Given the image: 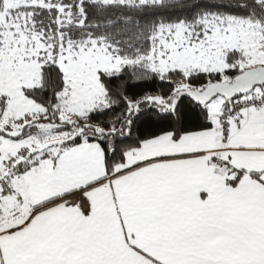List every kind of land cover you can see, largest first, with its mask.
<instances>
[{
	"label": "snow or ice",
	"instance_id": "obj_1",
	"mask_svg": "<svg viewBox=\"0 0 264 264\" xmlns=\"http://www.w3.org/2000/svg\"><path fill=\"white\" fill-rule=\"evenodd\" d=\"M0 264H264V0H0Z\"/></svg>",
	"mask_w": 264,
	"mask_h": 264
}]
</instances>
